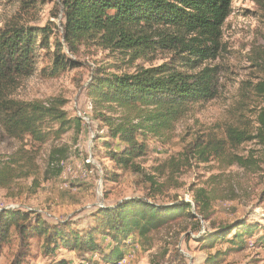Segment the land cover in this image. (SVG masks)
Segmentation results:
<instances>
[{"label":"rangeland","instance_id":"1","mask_svg":"<svg viewBox=\"0 0 264 264\" xmlns=\"http://www.w3.org/2000/svg\"><path fill=\"white\" fill-rule=\"evenodd\" d=\"M63 15L61 0H0V30L19 25L52 32L51 46L39 50L34 73L21 79L13 97L55 105L71 119L85 118L81 129L71 126L45 144L29 136L10 137L0 126V210L32 211L50 224L69 221L82 230L93 226L99 208L133 199L156 206L184 201L191 203L193 216H179L144 242L131 239L120 264H264L260 241L264 240V140L258 133L263 101L254 92L264 79V0H233L215 57L192 70L178 60L176 51L138 58L98 39L68 45L62 39ZM56 41L78 66L50 78L44 69L52 64ZM169 62L189 74L208 68L214 98L197 105L170 129L139 133L145 155L135 161L136 168L120 170L109 153L121 150L124 143L112 137L102 116L118 123L137 114L116 105L94 104L88 86L99 73L134 74ZM231 129L244 132L247 140L233 145L227 137ZM211 143H225L227 155L201 163L197 150ZM235 156L246 160L245 166L231 163ZM200 189L211 195L207 220L193 202ZM241 223L258 230L244 236L241 244L206 247L212 235L226 233L232 239L231 229ZM100 243L106 249L113 244L110 238ZM41 246V241L33 242L24 264H104L96 254L81 258L63 248L49 257ZM17 250L14 238L3 250L0 264H12Z\"/></svg>","mask_w":264,"mask_h":264},{"label":"trees","instance_id":"2","mask_svg":"<svg viewBox=\"0 0 264 264\" xmlns=\"http://www.w3.org/2000/svg\"><path fill=\"white\" fill-rule=\"evenodd\" d=\"M61 5L62 39L68 45L98 39L110 47L134 53L138 58L176 51L178 60L192 70L204 59L215 57L223 27L232 14L233 0H61ZM51 37L52 32L47 27L10 25L0 30V126L10 137L29 136L45 144L52 135L60 136L71 126L81 129L85 122L80 117L69 118L66 111L55 105L13 97L21 79L34 73L38 52L51 46ZM54 46L52 64L44 69L50 78L78 66L62 53L59 41ZM173 62L140 68L134 74L106 76L99 73L88 86V95L94 104L116 105L137 114L133 119L118 123L102 116L112 137L124 143L121 150L109 153L110 160L120 170L136 168L135 161L145 155V144L137 139L139 133L158 134L170 129L197 105L214 98L208 68L189 74L178 71ZM254 92L263 101L258 115V133L264 140V79L254 86ZM227 137L238 146L248 138L235 129L229 130ZM197 154L201 163L224 157L226 144L211 143L199 148ZM233 158L231 163L245 166L246 160ZM193 202L198 214L204 220L209 219L211 195L200 189L194 194ZM191 208V203L184 201L156 206L133 199L116 207L99 208L93 215V226L82 230L75 229L69 221L50 224L32 211L0 210V256L15 238L18 250L12 264L25 263L34 241L42 242L43 253L49 257L63 248L81 258L96 254L104 264H120L127 256L131 239L137 237L144 242L151 232L179 216H193ZM257 230V226L241 223L231 229L235 231L232 239H227L226 233L212 235L206 239V247L214 249L223 242L241 244L244 236H252ZM107 238L113 242L109 249L100 243ZM260 241L264 243L263 239Z\"/></svg>","mask_w":264,"mask_h":264},{"label":"water","instance_id":"3","mask_svg":"<svg viewBox=\"0 0 264 264\" xmlns=\"http://www.w3.org/2000/svg\"><path fill=\"white\" fill-rule=\"evenodd\" d=\"M83 119H85V118H83ZM87 120V119H86Z\"/></svg>","mask_w":264,"mask_h":264}]
</instances>
